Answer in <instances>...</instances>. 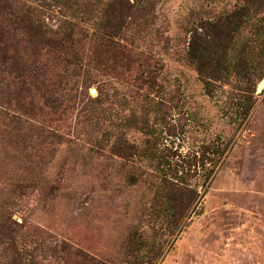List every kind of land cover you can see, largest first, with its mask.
<instances>
[{
	"label": "rangeland",
	"instance_id": "1",
	"mask_svg": "<svg viewBox=\"0 0 264 264\" xmlns=\"http://www.w3.org/2000/svg\"><path fill=\"white\" fill-rule=\"evenodd\" d=\"M71 2L83 10L80 26L100 16L96 0ZM8 3L0 27L27 9L33 17L34 6L49 27L67 15L55 0ZM107 3L97 31L125 47L124 60L77 34L79 61L67 67L72 49L60 58L25 22L5 30L19 73L0 72V264H20L21 247L44 264H90L76 253L96 264H264V0ZM236 7L248 14L244 35L260 20L262 78L206 87L190 43L215 75L217 42L235 21L225 12ZM253 87L254 107L237 128L234 104ZM150 137L158 167L137 148ZM210 142L229 143L214 170L200 161ZM165 176L169 218L159 207Z\"/></svg>",
	"mask_w": 264,
	"mask_h": 264
},
{
	"label": "trees",
	"instance_id": "2",
	"mask_svg": "<svg viewBox=\"0 0 264 264\" xmlns=\"http://www.w3.org/2000/svg\"><path fill=\"white\" fill-rule=\"evenodd\" d=\"M9 0H3V4L5 5L2 10L1 14L3 15V11L5 14V10L7 9L9 3ZM58 5L61 7H65L67 11V15L64 19L61 20L58 27H49L45 22L44 19L40 16V10L36 8L35 6L32 7L36 13L32 15L33 17L29 16L30 12L25 10L23 15L17 14L14 17V21L9 19L8 22L12 25L13 23L18 22H25L26 25H29L30 29H32L35 39L36 40H44L46 41L47 45L50 47V49H53L57 51L56 54L60 58L66 54V52L70 49H72V52L74 56H72L75 61H70V65L67 67H73L74 64H77V61H79V55L77 52V41L79 38H77V34H82L83 38H88L91 46L94 47V52L96 51V44L101 45L104 47L105 52H109L113 54L114 56L119 57L120 59L124 60L126 58L124 56V51H126L125 47H123L118 42L114 41L113 39H110L111 35L109 34H99L97 29H100V23L103 21V18L105 14L102 12V8H106L108 5V0H96V8L100 12V16L94 15V20H92V23H89V25L86 27L80 26L77 21L74 19L82 20L81 18H77L78 15L82 14V18L84 16L83 10H79L77 8V4L74 3L73 12L71 11V6L73 5L71 0H55ZM117 2V6L121 4V2L128 3V0H115ZM113 3V2H111ZM3 4H0L3 5ZM115 4V3H114ZM71 5V6H70ZM112 5V4H110ZM105 6V7H103ZM130 6V3H129ZM79 11V12H78ZM27 12V14H26ZM78 12V14L76 13ZM70 13V14H68ZM77 14V15H76ZM104 14V16H103ZM225 19H230L231 17L234 18V24L230 28L229 31H227V34H225V42L219 43L217 42V58H215L213 61L215 62L214 66V74H206L204 72L205 67V61L203 60V57L201 55H196L193 53V42L190 43L189 47V56L188 61L191 62L196 66V70L200 75H203L207 78L205 80L204 85L207 87L210 85L212 81H219L221 83H227L229 84L230 79H233L234 81L242 82L243 85L247 84L248 86L253 84L255 86V81L260 80L262 78V75L260 73V67H258L257 62L259 61V54H260V48L257 43V38L261 35L262 32V26H260L259 19L253 20L250 23L249 32L250 34L244 35L242 33L243 29L246 28L245 24L248 23V14L247 12H243L240 7H236L231 11L225 12ZM67 17L70 18L66 19ZM5 19V16L3 17ZM264 18V17H261ZM83 21V20H82ZM219 21V18H218ZM86 22V20H84ZM217 22V21H216ZM9 23L4 24L3 27H0V72L8 73L9 75H12V73H19V61L17 62V58L15 57H9L7 52L9 48V40L5 39L7 38V34L5 30L8 26H10ZM214 24V23H213ZM93 25L94 28H92ZM97 26V27H96ZM215 29L219 30L218 23H215ZM87 33V34H86ZM263 34V33H262ZM110 36V37H109ZM206 38V37H203ZM81 40V39H80ZM205 41L202 42L205 45ZM205 49V46L203 47ZM2 50V51H1ZM195 51V48H194ZM216 54V55H217ZM129 57V55L127 56ZM15 63L18 65V68H15ZM21 64V62H20ZM240 84V83H239ZM233 87H235L233 85ZM250 88V87H249ZM249 96L244 97V103L241 101H238L234 104V108L237 111V117L235 122H237L236 127L240 128L248 119L250 116V113L254 107L255 100V88L251 89ZM236 106V107H235ZM159 139H155L153 137L147 138L144 143L140 144L138 147L144 148V150H148L150 153V158L155 159V163L157 167L159 165H162V155L159 149ZM221 143V142H220ZM216 142H210V144H204L201 148V156L200 161L202 164L206 162V160H209L213 164V170L218 167L224 157L227 155L229 143L227 144H220ZM136 148V145L132 143V145L129 146V149ZM211 150V151H210ZM212 152L214 155L213 157H208L206 153ZM213 170L211 172H213ZM161 183L163 185L161 193L162 202L160 204V210L163 212V214L166 216V218H169L168 216L172 214L173 211H171L172 206H170L171 201V192H169V189L172 186V182H170L169 178L166 176L161 180ZM196 200V193L188 199L186 204L182 206L181 208L183 211L187 210ZM178 229V225L174 227L173 233L176 232ZM21 252V259L20 264H44V259H39V256L33 255L35 253L34 251L28 250L25 247L20 248ZM77 256L84 258L85 261H88L90 264H96V260L94 258H86L85 256H82L80 253H76ZM150 257H154L153 255H149ZM61 261H53L52 264H60Z\"/></svg>",
	"mask_w": 264,
	"mask_h": 264
},
{
	"label": "bare ground",
	"instance_id": "3",
	"mask_svg": "<svg viewBox=\"0 0 264 264\" xmlns=\"http://www.w3.org/2000/svg\"><path fill=\"white\" fill-rule=\"evenodd\" d=\"M261 85H263V83H261ZM261 87V86H260Z\"/></svg>",
	"mask_w": 264,
	"mask_h": 264
}]
</instances>
